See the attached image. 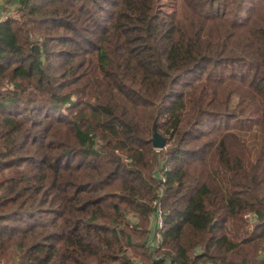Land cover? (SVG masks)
<instances>
[{
  "label": "trees",
  "instance_id": "1",
  "mask_svg": "<svg viewBox=\"0 0 264 264\" xmlns=\"http://www.w3.org/2000/svg\"><path fill=\"white\" fill-rule=\"evenodd\" d=\"M12 3L0 264H264V0Z\"/></svg>",
  "mask_w": 264,
  "mask_h": 264
},
{
  "label": "rangeland",
  "instance_id": "2",
  "mask_svg": "<svg viewBox=\"0 0 264 264\" xmlns=\"http://www.w3.org/2000/svg\"><path fill=\"white\" fill-rule=\"evenodd\" d=\"M175 0H163V12L170 14L173 12L172 10V6L174 5ZM12 9H15L17 14H18V8L16 6H13ZM19 19V14H18V18ZM166 138V137H165ZM159 214L158 216L156 215H150L147 221V226L149 225V228H152L154 230V224H157V221L159 220ZM129 221V226L131 229H134V227H136L137 225H141L142 223V219L139 218L137 215H130L128 218ZM139 242H141V240L139 239ZM129 254L132 255V253L129 251ZM137 260V259H136ZM139 261V260H138Z\"/></svg>",
  "mask_w": 264,
  "mask_h": 264
},
{
  "label": "built area",
  "instance_id": "3",
  "mask_svg": "<svg viewBox=\"0 0 264 264\" xmlns=\"http://www.w3.org/2000/svg\"><path fill=\"white\" fill-rule=\"evenodd\" d=\"M6 1L7 0H0V8L1 6H5L7 7L8 5H6ZM13 1V0H12ZM17 19L18 18V14L16 12L15 9H12V7L9 9V10H0V26L2 23L6 22L7 20L9 19ZM163 181H165V179H163ZM154 205H157V202H154ZM158 214H159V220L157 221V224H156V228H157V234H156V237H157V242L158 244H161L162 243V236L160 234V231L163 229V219L161 217V211L159 210L158 211Z\"/></svg>",
  "mask_w": 264,
  "mask_h": 264
},
{
  "label": "water",
  "instance_id": "4",
  "mask_svg": "<svg viewBox=\"0 0 264 264\" xmlns=\"http://www.w3.org/2000/svg\"><path fill=\"white\" fill-rule=\"evenodd\" d=\"M8 4L9 1L6 2V5ZM4 7L5 6H1L2 9ZM151 142L156 150H164L167 148V139L159 133L157 128V122H155L153 126V137L151 139Z\"/></svg>",
  "mask_w": 264,
  "mask_h": 264
},
{
  "label": "crops",
  "instance_id": "5",
  "mask_svg": "<svg viewBox=\"0 0 264 264\" xmlns=\"http://www.w3.org/2000/svg\"><path fill=\"white\" fill-rule=\"evenodd\" d=\"M7 1H9V5H8L7 7H4L3 9L0 8V10H9L11 7L14 6L13 3H12V0H7ZM7 1H6V2H7Z\"/></svg>",
  "mask_w": 264,
  "mask_h": 264
}]
</instances>
